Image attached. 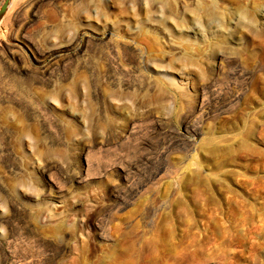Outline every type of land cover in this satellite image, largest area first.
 Listing matches in <instances>:
<instances>
[{"label": "rangeland", "instance_id": "1", "mask_svg": "<svg viewBox=\"0 0 264 264\" xmlns=\"http://www.w3.org/2000/svg\"><path fill=\"white\" fill-rule=\"evenodd\" d=\"M0 264H264V0H10Z\"/></svg>", "mask_w": 264, "mask_h": 264}, {"label": "water", "instance_id": "2", "mask_svg": "<svg viewBox=\"0 0 264 264\" xmlns=\"http://www.w3.org/2000/svg\"><path fill=\"white\" fill-rule=\"evenodd\" d=\"M9 1L10 0H3L2 3L0 4V20L3 17L6 9L8 8Z\"/></svg>", "mask_w": 264, "mask_h": 264}, {"label": "bare ground", "instance_id": "3", "mask_svg": "<svg viewBox=\"0 0 264 264\" xmlns=\"http://www.w3.org/2000/svg\"><path fill=\"white\" fill-rule=\"evenodd\" d=\"M79 177V176H78ZM75 180V179H74ZM57 190V189H56ZM55 193H58V191H55Z\"/></svg>", "mask_w": 264, "mask_h": 264}]
</instances>
